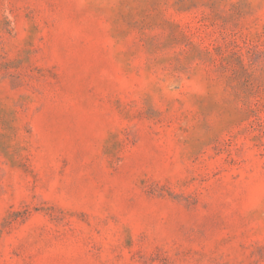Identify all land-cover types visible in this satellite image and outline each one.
<instances>
[{
	"label": "rangeland",
	"instance_id": "obj_1",
	"mask_svg": "<svg viewBox=\"0 0 264 264\" xmlns=\"http://www.w3.org/2000/svg\"><path fill=\"white\" fill-rule=\"evenodd\" d=\"M0 264H264V0H0Z\"/></svg>",
	"mask_w": 264,
	"mask_h": 264
}]
</instances>
